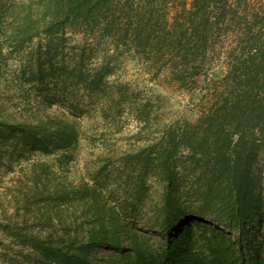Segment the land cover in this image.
Returning a JSON list of instances; mask_svg holds the SVG:
<instances>
[{"label":"trees","instance_id":"obj_1","mask_svg":"<svg viewBox=\"0 0 264 264\" xmlns=\"http://www.w3.org/2000/svg\"><path fill=\"white\" fill-rule=\"evenodd\" d=\"M131 1L38 0L16 8L0 0V30L11 20L9 34L5 38L1 34L0 41L13 43L16 53L26 55L30 66H23L20 73L29 82L43 83L58 75L53 44L56 37L61 43L68 30L98 29L149 51H162L170 38L168 48L181 51L185 72L191 66L196 69L210 48L207 6L222 1V19L230 0H197L190 12L184 6L186 17L203 13V32L194 17L192 30H183L186 24L179 20L169 31L163 12L169 0H137L140 12ZM262 36L247 39L228 93L219 95L197 121L166 130L158 154L149 146L133 151L134 163L130 162L140 167V176L153 172L164 182L154 206L146 204L144 185L137 183L134 192L130 190L132 176L112 169L111 160L104 158L105 151H111L109 144L93 162L87 158L84 170L73 172L88 140L71 112L46 113L33 123L12 120L0 107V261L264 264L263 171L258 167L264 154ZM35 40L40 41V50L24 53L22 48ZM65 71L61 68V73ZM37 153L53 162L33 160ZM112 170L119 174L116 185ZM187 175L201 184L195 193L182 187Z\"/></svg>","mask_w":264,"mask_h":264},{"label":"rangeland","instance_id":"obj_2","mask_svg":"<svg viewBox=\"0 0 264 264\" xmlns=\"http://www.w3.org/2000/svg\"><path fill=\"white\" fill-rule=\"evenodd\" d=\"M30 1L37 3L38 0H4V3L17 8ZM196 1L169 0L167 9H163L169 31L175 29L179 20L180 24H186L183 30L193 29L191 19L195 13L186 17L184 6L190 12ZM131 3L134 10H142L137 0ZM223 6L222 1L207 6L206 14L211 17L210 48L196 69L191 66L185 72L181 51L168 48L173 42L170 38L163 43L162 51H149L132 40L123 43L118 35L105 36L98 29L87 32L68 30L61 43L56 37L53 44L55 62L60 69L58 75L47 77L43 83L37 79L29 82L20 73L23 66L29 69L26 55L16 53L13 43L5 41L4 44L1 40L4 53L0 56V107L12 120L33 123L46 113L71 112L81 123L89 142L82 148L73 172L84 170L87 158L93 162L106 150L102 146L109 144L111 151L106 150L104 158L107 156L111 160L112 169H120L132 176L130 190L134 192L137 183L144 185L146 204L153 203L154 206L163 194L164 182L153 172L141 177L140 167L133 165V151L149 146L154 154H158L166 130L197 121L202 112L215 104L219 95L228 93L233 68L244 59L241 47L247 39L262 34L264 43V0H230L226 17L221 19L219 15ZM202 14L194 17L201 32L204 26ZM10 27L11 20L7 19L0 35L5 38ZM249 29H252L251 33ZM158 32H161L159 28ZM182 45L186 48L187 41L184 40ZM176 46L179 48L180 44L176 43ZM40 47V41L35 40L22 50L24 53L36 52ZM43 48L46 50L47 46L43 45ZM64 67L66 71L61 73ZM75 68L81 73L72 72ZM141 131L142 135L137 137ZM32 159L53 162L51 157L39 153ZM124 161H128L127 164ZM258 167L263 171L261 192L264 204V154L259 157ZM72 176L77 178L76 173ZM117 176L118 172L112 170L114 185ZM137 176H140L138 180ZM197 182L195 177L187 175L182 187L195 193L201 186ZM0 264L6 263L0 261Z\"/></svg>","mask_w":264,"mask_h":264}]
</instances>
